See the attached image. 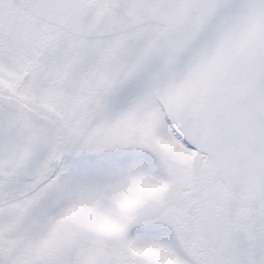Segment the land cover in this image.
Returning a JSON list of instances; mask_svg holds the SVG:
<instances>
[{
    "label": "snow or ice",
    "instance_id": "6c2138e0",
    "mask_svg": "<svg viewBox=\"0 0 264 264\" xmlns=\"http://www.w3.org/2000/svg\"><path fill=\"white\" fill-rule=\"evenodd\" d=\"M0 264H264V0H0Z\"/></svg>",
    "mask_w": 264,
    "mask_h": 264
}]
</instances>
